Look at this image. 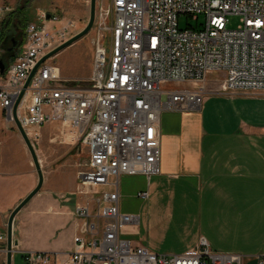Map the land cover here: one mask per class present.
<instances>
[{"label": "built area", "instance_id": "obj_1", "mask_svg": "<svg viewBox=\"0 0 264 264\" xmlns=\"http://www.w3.org/2000/svg\"><path fill=\"white\" fill-rule=\"evenodd\" d=\"M9 11L0 5V17ZM229 15L240 18L236 29L228 28ZM181 16L197 25L181 28ZM96 23L90 85H65L53 56L25 89L40 60L79 33L76 21L45 11L28 24L2 79L8 124L16 127L13 108L22 95L16 116L27 135L37 141L42 127L60 124L62 142L79 144L89 155L77 175L76 195L84 202L74 211L73 250L64 258L28 251L25 262L243 264V255L216 251L204 237L183 254L134 245L123 236L138 216L120 210V178L161 174L162 114L200 108L213 93L207 89L211 76L221 75L220 93L264 92V0H111L99 7ZM138 197L147 200L149 193Z\"/></svg>", "mask_w": 264, "mask_h": 264}, {"label": "crops", "instance_id": "obj_2", "mask_svg": "<svg viewBox=\"0 0 264 264\" xmlns=\"http://www.w3.org/2000/svg\"><path fill=\"white\" fill-rule=\"evenodd\" d=\"M4 73L0 67V86ZM208 84L216 86L213 80ZM5 118L0 104V235L39 180L22 136ZM160 131L161 174L120 178V210L121 200L129 199L135 206L123 213L138 216L124 236L157 254L186 253L204 237L216 251L259 264L264 259V92L211 94L196 110L164 112ZM43 176L34 207L15 218L12 264L18 255L27 264L28 251L64 258L74 248L79 224L74 211L82 200L75 193L76 170L62 164ZM141 191H148L147 200L138 197ZM4 262L7 234L0 240Z\"/></svg>", "mask_w": 264, "mask_h": 264}, {"label": "rangeland", "instance_id": "obj_3", "mask_svg": "<svg viewBox=\"0 0 264 264\" xmlns=\"http://www.w3.org/2000/svg\"><path fill=\"white\" fill-rule=\"evenodd\" d=\"M96 1L95 21L91 31L85 37L54 56L53 61L60 69L61 80L65 85L86 87L91 84L95 47L98 38V25L96 23L98 10L99 7L108 8L111 0ZM0 5L10 8L9 12L3 13L0 17V32L3 33L2 40H5V42L8 41L10 36L20 39L25 30V24L35 21L41 11L76 21L79 33L88 26L91 14V0H0ZM227 17L229 29H236L241 24L238 16L229 15ZM179 21L181 28L197 25L194 19H188L186 16H181ZM211 80L216 83V86L210 87L208 84V91L213 92L211 94H220L219 82L221 77L211 76L208 83ZM61 133L62 126L60 124L46 125V128L45 126L41 128V137L37 141L29 135L28 137L40 160L43 175L46 172L51 174L62 164H70L75 168L77 176L88 162V152L79 144L70 146L63 143ZM124 186H126L125 179L121 182V190ZM35 202L36 198L24 207L19 213L20 217H23L29 209L33 208ZM83 202L82 199L77 204ZM134 206L135 204L129 199L121 200L122 212ZM123 237L134 241V238L130 236L125 235ZM16 264H24L19 255L16 256Z\"/></svg>", "mask_w": 264, "mask_h": 264}, {"label": "water", "instance_id": "obj_4", "mask_svg": "<svg viewBox=\"0 0 264 264\" xmlns=\"http://www.w3.org/2000/svg\"><path fill=\"white\" fill-rule=\"evenodd\" d=\"M96 0H91V14H90V20H89V24L88 26L79 34H77L75 37H73L72 39H70L69 41H67L66 43H64L63 45H61L60 47H58L57 49L53 50L52 52H50L48 55H46L45 57H43L40 62L37 64L36 68L34 69V71L32 72L31 76L29 77L26 85H25V89L28 87L33 74L35 73L36 69L39 67L40 64H42L43 62H45L47 59L57 55L59 52H61L63 49L71 46L72 44H74L76 41L80 40L81 38L85 37L93 28L94 25V21H95V15H96ZM16 42L14 43L13 49L16 47ZM0 67L2 69V71H4V66L2 65V62L0 61ZM22 98V95L19 97V99L17 100L16 104L14 105L13 108V117L16 123V128L17 131L20 133V135L22 136L31 156L34 162V166L36 168L39 180H38V184L35 187V189L11 212L10 217L8 219V224H7V230H6V234H7V262L6 264H12L13 262V252H14V245H15V241L13 239V229H14V221L16 216L18 215V213L32 200V198L34 196H36L40 190L42 189L43 186V182H44V176H43V171L41 169V165H40V160L38 158V155L36 153V150L32 144V142L30 141L26 131L24 130V128L22 127V125L20 124L19 120L17 119L16 116V110L17 107L19 105V102Z\"/></svg>", "mask_w": 264, "mask_h": 264}, {"label": "trees", "instance_id": "obj_5", "mask_svg": "<svg viewBox=\"0 0 264 264\" xmlns=\"http://www.w3.org/2000/svg\"><path fill=\"white\" fill-rule=\"evenodd\" d=\"M28 24L29 23L25 24V30L23 31L20 39H18V37H15V36H10L8 41L5 42V40H2L3 33L0 32V47L3 49V54H2L0 61L2 62V65L4 66V70H6L9 64L15 59L19 48L13 49L14 43L15 42L17 44L19 43L18 44L19 47L22 45L24 38H25V31H26Z\"/></svg>", "mask_w": 264, "mask_h": 264}, {"label": "flooded vegetation", "instance_id": "obj_6", "mask_svg": "<svg viewBox=\"0 0 264 264\" xmlns=\"http://www.w3.org/2000/svg\"><path fill=\"white\" fill-rule=\"evenodd\" d=\"M19 44V43H18ZM18 44H16V47L15 48H19V45Z\"/></svg>", "mask_w": 264, "mask_h": 264}]
</instances>
